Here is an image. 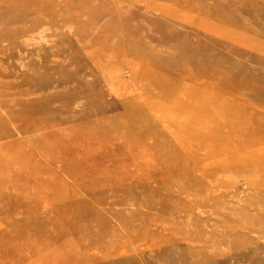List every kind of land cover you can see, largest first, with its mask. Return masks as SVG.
I'll use <instances>...</instances> for the list:
<instances>
[{"label":"rangeland","instance_id":"374dc122","mask_svg":"<svg viewBox=\"0 0 264 264\" xmlns=\"http://www.w3.org/2000/svg\"><path fill=\"white\" fill-rule=\"evenodd\" d=\"M41 132L0 264H264V0H0V171Z\"/></svg>","mask_w":264,"mask_h":264},{"label":"bare ground","instance_id":"6f19581e","mask_svg":"<svg viewBox=\"0 0 264 264\" xmlns=\"http://www.w3.org/2000/svg\"><path fill=\"white\" fill-rule=\"evenodd\" d=\"M130 104H135V103H132L131 101L129 102V101H126L125 100V102H124V106H125V110L127 111V112H137V111H145V109H146V107L145 108H143V107H141V106H139V105H136V106H132V105H130ZM145 105H148L149 106V104H145ZM149 110H151V111H153L152 110V108H150ZM115 122H111V123H109L110 124V126H109V128L110 127H113V126H115V124H116V122H117V120L115 119L114 120ZM31 125H33V127H34V124L32 123ZM30 128V127H29ZM206 130V129H205ZM106 131V130H105ZM111 131V130H110ZM210 130L209 129H207L206 131H204V133L203 134H206V133H208V134H211V132H209ZM25 132V129L23 128V130H22V135L24 136V135H26L27 134V132L26 133H24ZM29 132V131H28ZM206 132V133H205ZM115 134V133H114ZM47 135H49V133H44V132H41V133H39V134H34V135H29V136H27V140H28V143L29 144H27L26 145V147H27V149L26 150H24V152L26 153L25 154V156H26V158L27 157H29L30 156V154H31V156L33 157V160L31 161L32 163H30V161L29 162H27V163H30V164H28L25 168H24V166H25V162H23V164H22V167L24 168H13L12 167V169L11 168H7V166L6 165H4L3 167H2V169H1V171H0V179H2V181H3V183H5V184H7L8 182H13V181H15L14 183L16 184L17 183V181H18V179L17 178H20V176L15 172L16 170H19V171H25L26 173H28L29 174V180L28 181H30V179H32L33 177H41V175L40 174H42L44 171H47V173H48V177H49V175L50 174H54L55 175V177L57 176V175H59V176H61L60 177V179H57L56 181V183H55V185H51V184H49V185H44L43 186V190L46 192V193H48V194H50V195H53V196H56L57 198L58 197H60V198H63L62 196H59L60 195V192H61V190H64L65 191V196H66V192L67 193H69L68 191H70V190H67L66 189V187L63 185L65 182L63 181L64 180V175L66 174L65 173V171L63 170V167L62 166H59V168L56 170H54L53 168H51L52 166L53 167H55V166H57V165H60L59 163H55L56 162V160H57V157H55L54 155H51V156H48V157H45L46 156V152L47 153H49L48 152V149H49V145L47 144V142H46V136ZM254 134L252 133V135H251V137H254L253 136ZM223 136H224V134H223ZM248 138V137H247ZM10 140L12 139V138H9ZM211 142H212V140H210ZM242 141H244V140H242ZM246 141V140H245ZM14 142V141H13ZM205 143H207V142H205ZM210 143V142H209ZM213 143V142H212ZM215 144H207V145H205V147L203 148V147H200L197 151H196V153L195 154H197V158H199V159H201V153L202 154H206V153H208V152H210V153H213V154H217V153H219L220 152V150L222 149V151L224 150V147L222 146V145H219V144H216V141L214 142ZM19 144H21L20 142H19ZM7 145V144H6ZM223 145H224V143H223ZM41 147H43L44 148V150L42 151V152H44V155H42L44 158H42V159H39V156L37 157V155H36V153H34L35 152V150H38V148H41ZM51 147V146H50ZM225 151H228V150H225ZM230 151V150H229ZM37 152V151H36ZM176 152L177 151H175V153H174V151H172V155L174 154H176ZM231 152V151H230ZM234 151H232V153H233ZM28 154V155H27ZM49 155H50V153H49ZM222 155H223V153H222ZM221 155V156H222ZM193 156V155H192ZM195 158H196V156L194 155L192 158H191V160L193 161V163L196 165V164H198L199 165V163H197L196 161H195ZM2 159V158H1ZM5 159V158H4ZM13 159V156H11V158L9 159V160H12ZM28 159V158H27ZM23 160H25L24 159V157H23ZM29 160V159H28ZM233 160V158H232V155L231 154H229L228 153V155H226L221 161L219 160V161H217L216 162V164H214V165H212V166H219V167H217V168H219V169H223V168H225L226 166H228L229 164H231L232 161ZM20 161V160H19ZM7 162V161H6ZM3 163H5V162H3ZM3 165V164H2ZM8 165V164H7ZM10 166V165H9ZM200 166V165H199ZM56 168V167H55ZM8 169V172L6 171ZM86 172H88V170L86 171ZM85 172V173H86ZM45 175V174H44ZM47 177V176H46ZM43 179V178H42ZM51 179V178H50ZM33 181V180H32ZM23 182V181H22ZM92 182H93V180H92ZM35 183H37V182H35ZM99 182H94L93 184H92V186H93V188H95V186L98 184ZM14 184V185H15ZM17 184H21V182H19V183H17ZM16 184V185H17ZM79 184H80V182L78 183V184H76L78 187H80L79 186ZM8 185V184H7ZM264 185V184H263ZM21 186V185H20ZM19 186V187H20ZM18 187V188H19ZM41 187V186H40ZM83 188V187H82ZM17 189V188H16ZM15 189V190H16ZM84 189V188H83ZM42 190V189H41ZM40 190V191H41ZM21 191L22 190H20V194H21ZM38 191V190H37ZM13 196V195H12ZM36 200V199H35ZM26 201L28 202L29 200H28V198H26V200L24 201V203H25V205H23L24 206V209H28V207H29V203H26ZM31 201V200H30ZM50 201V200H49ZM31 203V202H30ZM45 204V203H44ZM39 205H40V202L39 203H36V202H34V206L35 207H39ZM34 206H31L32 208L34 207ZM42 207H44V206H42ZM41 207V208H42ZM19 209H23V207L22 206H20V208ZM38 210V209H37ZM18 211H20V210H18ZM26 211V210H25ZM27 212V211H26ZM52 216H53V214H52Z\"/></svg>","mask_w":264,"mask_h":264}]
</instances>
